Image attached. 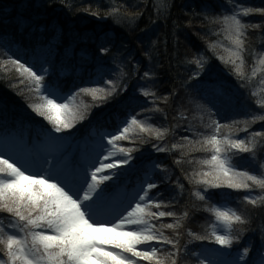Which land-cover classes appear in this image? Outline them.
<instances>
[{
    "label": "trees",
    "instance_id": "1",
    "mask_svg": "<svg viewBox=\"0 0 264 264\" xmlns=\"http://www.w3.org/2000/svg\"><path fill=\"white\" fill-rule=\"evenodd\" d=\"M236 4L264 8V0H0L1 135L12 142L30 144V140L42 141L51 132V125L29 107L39 103L30 82L20 76L15 66L4 63L9 57L33 67L38 75L41 74L39 69L46 68L45 83L56 82L69 95L81 87H103V81L107 79L123 80L127 90L108 102L93 100L90 94L76 96L75 104L86 118L61 135L76 134V137L82 130L93 129L101 137V133L113 131L124 114L117 106L119 101L135 95L137 103L132 107L141 112L138 118L148 116L157 128L168 131L162 140L146 133L139 136L132 133L129 140L119 143L138 149L132 153L133 161L139 163L150 157L144 165L155 161L169 170V179L160 182L159 189L153 192L160 191L161 199L166 201L176 196L178 203L174 202L173 210L178 215L188 211L189 216L179 229L182 233L180 242L187 245L190 253L182 249L185 257L182 264H198L194 256L197 249L218 246L211 240H194L186 231L201 235L210 232V214L204 210L203 202L191 195L198 185L189 183L188 179L194 170H199L196 161L206 153L189 151L187 146L172 149L171 145H187L182 137L196 140L198 133L210 132L206 125L209 122L207 109L211 105L202 97L206 91L210 97L214 96L217 88L231 98L229 103L218 104V112L216 108L212 109L214 119L230 125V128H222V133L231 131L234 137L247 139L252 132L264 131V120L249 123L247 132L242 130L253 114H264L255 103L257 99H264V84L260 82L264 73H258L248 82L237 79L232 71L234 65L228 62L230 53L227 49L232 45L222 31V25L212 23L213 18L231 14ZM114 7L119 8V13L108 15ZM97 12L99 15H92ZM242 20L246 24L260 25L245 30L243 71L249 76L252 65L264 55V14L252 13ZM213 44L214 48L211 47ZM101 47L108 48V52L100 51ZM201 53L205 67L199 77H194L197 65L189 61ZM144 71L152 74L147 80L143 78ZM121 73L125 75L121 76ZM22 79L23 83L20 82ZM145 88L156 93L155 104L151 97L140 95ZM253 91L257 96L251 95ZM103 95L97 93L98 97ZM96 104L100 106L96 107ZM141 106L150 110L158 107L161 111L142 112ZM24 138L28 140L22 142ZM257 141L259 161L264 159V151L260 149L264 138H257ZM154 144L166 145L170 151L157 152ZM233 159L238 170L258 174L257 163L252 161L250 154L243 153ZM177 160L181 163L177 164ZM138 174L133 173L129 180L135 181ZM177 181L184 185L180 195H177L180 191ZM208 191L210 203L232 208L249 220L247 225L238 226L245 230L237 231L241 238L228 252L235 253L248 241L254 250L259 248L264 229V206L243 201L246 190L220 188ZM260 194H264L260 189L251 191L252 196ZM4 217L7 214L0 213V218ZM163 222L172 223L173 218L165 217ZM164 231L172 235V230Z\"/></svg>",
    "mask_w": 264,
    "mask_h": 264
},
{
    "label": "snow or ice",
    "instance_id": "2",
    "mask_svg": "<svg viewBox=\"0 0 264 264\" xmlns=\"http://www.w3.org/2000/svg\"><path fill=\"white\" fill-rule=\"evenodd\" d=\"M119 11L114 7L107 14L114 16ZM257 12L264 14V8L236 4L231 14L212 19V23L222 25V31L232 45L227 51L230 53L228 62L234 65V75L246 82L258 73H264V55L252 65L249 76L243 71L245 30L260 25L246 24L242 17ZM211 47L214 48L215 44ZM100 51L107 53L108 48L101 47ZM189 62L197 65L193 76L199 77L206 63L203 53ZM4 63L15 66L20 76L30 82L39 103L30 104L29 107L43 117L51 125V132L55 133L70 130L76 122L86 118L75 104L76 96L81 93L90 94L93 100L108 102L127 90L123 80L107 79L103 81V87H81L78 92L69 95L62 91L58 83H45L46 68L39 69L41 74L38 75L33 67L26 66L19 59L9 57ZM151 75L150 71L143 72L146 80ZM260 82L264 84V76H261ZM97 93L104 95L98 97ZM140 95L151 97L153 104L158 99L155 92L146 88L141 90ZM251 95L255 97L257 93L253 91ZM202 98L211 105L207 109L209 122L206 125L210 132L198 133L199 139L196 140L182 137L187 145H171L172 149L187 146L189 151L206 153L196 161L200 165L199 170H194L188 179L189 183L198 185L191 195L203 202L204 210L210 214V232L201 235L186 231L194 240H211L221 248L232 249L241 238L237 231L245 230L238 226L247 225L249 220L232 208L210 203L211 193L208 190H246L243 201L253 206H264V194L251 195L253 189H260L264 193V159L258 161L256 157L257 138H264V131L252 132L247 139L234 137L231 131L222 133L221 129L230 128V125L214 119L212 109L216 108L218 112V104L229 103L231 98L221 88H217L211 97L206 91ZM164 99L166 101L167 97ZM136 103L135 95L119 101L117 106L123 110V117L113 131L101 137L106 144L101 143L100 151L92 158L61 154L53 158L54 162L45 157L44 166L37 167L34 161L19 153L0 149V213L7 214V217L0 218V264H182L185 259L182 249L190 253L187 245L180 242L182 233L179 229L183 228V221L189 213L184 211L178 215L173 210L174 202L178 203L176 196L166 201L161 199L160 191L153 192L159 189L160 182L169 179V170L155 161L150 165H133L135 158L132 153L138 149L119 143L129 140L132 133L136 136L146 133L156 140H162L168 131L157 128L148 116L138 118L141 112L132 107ZM255 103L264 113V99H257ZM95 106L99 107L100 104ZM141 111L161 110L141 106ZM257 120H264V114H253L250 122L245 121L246 127L242 130L247 132V125ZM51 139L52 150L58 151L60 138ZM153 147L157 152L170 151L166 145L154 144ZM260 149L264 151V143H260ZM243 153L250 154L252 161L257 163L258 174L238 170L233 158ZM176 163L181 161L177 160ZM133 173L139 174L135 181H130L129 176ZM177 188L180 190L177 195L182 194L184 185L177 181ZM165 217H172L173 222L164 223ZM165 229L172 230V235L166 234ZM250 253L253 254L250 256ZM215 255L231 257L219 264H264V229L261 231L259 248L254 250L251 241L235 253L205 248L200 253L203 258H198V264H217L210 259Z\"/></svg>",
    "mask_w": 264,
    "mask_h": 264
},
{
    "label": "rangeland",
    "instance_id": "3",
    "mask_svg": "<svg viewBox=\"0 0 264 264\" xmlns=\"http://www.w3.org/2000/svg\"><path fill=\"white\" fill-rule=\"evenodd\" d=\"M58 103L59 102H61V101H57ZM59 137V138H61V139H63L62 137H60V133H55V134H53L52 133V137ZM71 139H69V140H64L65 142H68V141H70ZM0 147H1V149L2 150H4V151H7L10 147H11V149H12V152L15 154V153H19L20 155H23L22 154V152H20L21 151V147H19V148H16L15 146H10V145H8L7 143L5 144V143H3V145H2V143H1V140H0ZM98 151H100V148L98 147V148H96L95 150H93V152H92V154L91 155H95V153L96 152H98ZM24 156V155H23ZM85 159H88V158H91L90 157V154H88V153H86L85 152V154H83L82 155ZM25 157V156H24ZM112 159H115V158H112ZM105 162H110V161H105ZM125 167H127V166H125ZM109 171H111V170H109ZM221 250H223V249H221ZM222 252V251H221ZM217 261V260H216ZM217 264H219V263H217Z\"/></svg>",
    "mask_w": 264,
    "mask_h": 264
}]
</instances>
